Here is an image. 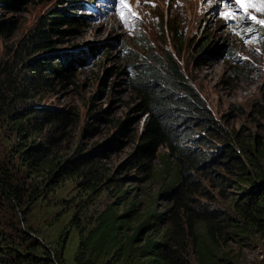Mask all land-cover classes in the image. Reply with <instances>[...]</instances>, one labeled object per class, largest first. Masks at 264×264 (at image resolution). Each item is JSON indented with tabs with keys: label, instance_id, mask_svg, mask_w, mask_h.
Here are the masks:
<instances>
[{
	"label": "trees",
	"instance_id": "trees-1",
	"mask_svg": "<svg viewBox=\"0 0 264 264\" xmlns=\"http://www.w3.org/2000/svg\"><path fill=\"white\" fill-rule=\"evenodd\" d=\"M33 1L0 0V208L15 221L10 232L0 227V264H65L70 236L71 264H234L228 242H264L263 102L253 100L249 112L236 106L246 121L229 128L188 82L175 52L149 53L131 62L129 79L132 109L144 122L110 171L101 146L82 140L96 125L86 118L79 127L77 108L46 102L74 76L70 52L49 51L86 21L70 11L76 0H56L15 36ZM88 116L105 119V110ZM128 119H112L113 148ZM157 156L156 194L129 199L117 172L150 180ZM68 183L75 191L61 195Z\"/></svg>",
	"mask_w": 264,
	"mask_h": 264
},
{
	"label": "rangeland",
	"instance_id": "rangeland-1",
	"mask_svg": "<svg viewBox=\"0 0 264 264\" xmlns=\"http://www.w3.org/2000/svg\"><path fill=\"white\" fill-rule=\"evenodd\" d=\"M55 1L30 3L15 36ZM70 11L80 14L86 24L57 37L54 48L70 52L66 56L74 62V76L68 84L58 85L46 102L77 108L79 127L86 118L96 125V131L85 130L82 140L90 147L101 146L104 155L98 157L110 171L117 170L131 152L132 132L138 134L144 122L132 109L136 95L129 79L134 71L131 62L149 53L175 52L188 82L229 128L246 121L236 106L249 112L253 100L264 104V0H76ZM204 43L210 44L206 51L201 49ZM94 109L105 110V119H91L88 115ZM127 116L128 131L119 135L121 143L113 148L107 142L113 134L111 121ZM164 151L160 148L158 153ZM153 164L150 180L136 170L117 172L122 178L118 184L128 190L129 199L143 202L156 194L163 165L160 156ZM70 186L66 184L59 193L69 196L75 191ZM14 223L10 213L0 208L1 229L10 232ZM75 240V236L68 239L65 264L72 262ZM228 246L235 254L234 264H264L262 240L247 239L242 245L228 242Z\"/></svg>",
	"mask_w": 264,
	"mask_h": 264
},
{
	"label": "water",
	"instance_id": "water-1",
	"mask_svg": "<svg viewBox=\"0 0 264 264\" xmlns=\"http://www.w3.org/2000/svg\"><path fill=\"white\" fill-rule=\"evenodd\" d=\"M79 48H81L80 46H75V48L74 49H79ZM66 51H68V50H66V49H63V50H58V49H51L49 52L50 53H60V54H62V53H64V52H66ZM62 57H64V55L62 54Z\"/></svg>",
	"mask_w": 264,
	"mask_h": 264
},
{
	"label": "snow or ice",
	"instance_id": "snow-or-ice-1",
	"mask_svg": "<svg viewBox=\"0 0 264 264\" xmlns=\"http://www.w3.org/2000/svg\"><path fill=\"white\" fill-rule=\"evenodd\" d=\"M237 2H240V0H237ZM253 19H254V17H253ZM262 23H264V22H262Z\"/></svg>",
	"mask_w": 264,
	"mask_h": 264
}]
</instances>
